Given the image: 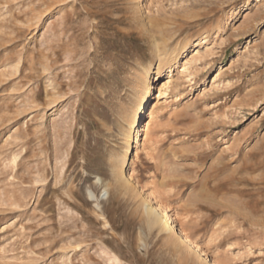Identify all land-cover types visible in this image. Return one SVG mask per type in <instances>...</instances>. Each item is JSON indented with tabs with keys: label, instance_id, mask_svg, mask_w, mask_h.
I'll use <instances>...</instances> for the list:
<instances>
[{
	"label": "rangeland",
	"instance_id": "374dc122",
	"mask_svg": "<svg viewBox=\"0 0 264 264\" xmlns=\"http://www.w3.org/2000/svg\"><path fill=\"white\" fill-rule=\"evenodd\" d=\"M149 191L210 258L264 264V0H0V264H201Z\"/></svg>",
	"mask_w": 264,
	"mask_h": 264
},
{
	"label": "bare ground",
	"instance_id": "6f19581e",
	"mask_svg": "<svg viewBox=\"0 0 264 264\" xmlns=\"http://www.w3.org/2000/svg\"><path fill=\"white\" fill-rule=\"evenodd\" d=\"M226 17H227L226 21H229L235 18L233 17V13L226 15ZM186 48H187L186 46L181 47L179 49H175L174 51L168 54L164 52H159L154 58L155 65L154 64L153 65L155 66V69H154V73H152L154 77V79L152 78V80H154L155 82L159 80L158 78H160V75L162 74V69L164 68H165V73L167 75H170L172 72V69L177 68V60H179L185 54ZM151 67L152 65L146 70V75L148 76V78H149V75L151 74ZM187 69L188 67L186 68L183 67L181 69L180 74L182 73L184 74V72L188 71ZM167 78L168 80L166 81V83L156 88L158 93L162 89L164 91L168 90L169 86L171 85V79L169 77ZM147 101L148 99L146 98L143 99L142 110L145 109L144 107ZM144 130H145L144 126L143 128H141V126H139L138 124L136 125L134 123L130 128L129 135L127 136L129 137V139L134 140V144H138L140 132L142 133L144 132ZM131 151L130 149L128 150L127 156L131 154ZM118 177L120 181L123 183V185H126V184L130 185L132 184L131 182H133V177L131 176L130 173L127 172V168L125 164H122L121 167L119 168ZM142 209H143L142 210L143 215H145V217L147 218V223L150 225L152 224L150 229L154 226L161 227V229L165 233H167L168 235L174 236L182 246L186 247L189 251L194 253L200 259L201 264H222L218 259L210 258L209 255L205 251H203L201 246L197 244L187 232H185L181 227L176 225V222H174L175 220L172 219L168 209L165 208V206H163L161 202L156 199L155 194L153 192L149 191L145 194L143 198V202H142ZM100 216L103 218L105 225L108 226L109 225L108 220L104 218L102 215ZM115 258L113 260H115Z\"/></svg>",
	"mask_w": 264,
	"mask_h": 264
}]
</instances>
